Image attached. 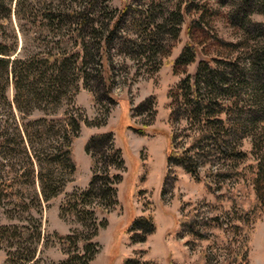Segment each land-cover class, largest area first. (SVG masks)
<instances>
[{"label":"rangeland","instance_id":"rangeland-1","mask_svg":"<svg viewBox=\"0 0 264 264\" xmlns=\"http://www.w3.org/2000/svg\"><path fill=\"white\" fill-rule=\"evenodd\" d=\"M241 1H94L92 15L96 27L101 25L100 46L93 63L87 64L84 85L55 108L33 109L28 115L35 119L48 113L45 117L56 118L78 111L92 124L81 123L72 139L75 167L70 175H62L57 194L41 199L35 181L37 198L30 188L22 195L2 198L0 264H69L64 263L66 256H82L80 242L88 237L97 244L88 264H127L123 262L126 257L131 259L128 264H235L240 260L264 264V181L255 185L261 158L264 169V149L252 144V139L264 135V89L255 98L250 93L252 82L258 86L262 77L248 69L242 78L245 83L231 97L225 94V85L239 80L217 61L232 58L241 63L247 57L245 44L264 38V26H255L264 24V15L258 12L245 18L249 35L240 28L236 9ZM123 4L129 7L128 17L104 42L102 24L108 29ZM177 10L181 21L172 37L176 25L171 15ZM140 12L162 25L155 34V52L137 37L135 15ZM12 25L16 47L11 57L50 47L68 49L72 41L56 36L51 42L36 24L25 23L23 32L14 19ZM186 42L193 46L192 61L174 63ZM205 60L221 77L214 91L207 93L215 103L207 110L208 121L188 114L182 97L185 91L177 86ZM218 80L224 82L220 87ZM11 96L9 86L6 97L11 100ZM107 131L120 150L123 167L115 184L117 203L106 209L94 198L93 204L98 205L89 208L94 211V222H103L92 235L90 217L72 212V194L89 181L90 158L83 150L86 140ZM218 144L225 147L224 152ZM169 150L189 157L196 177L188 172L186 160H167ZM133 217L142 221L129 229ZM148 223L150 232H146ZM82 263L84 259L73 264Z\"/></svg>","mask_w":264,"mask_h":264},{"label":"trees","instance_id":"trees-1","mask_svg":"<svg viewBox=\"0 0 264 264\" xmlns=\"http://www.w3.org/2000/svg\"><path fill=\"white\" fill-rule=\"evenodd\" d=\"M94 1L67 0V2L52 4L50 0H0V202L2 198L17 193L22 195L27 188L34 190L35 181L41 199L47 200L57 194L62 187V175H70L74 170L72 139L77 135L81 123L84 125L92 123L87 122L78 111L71 114L63 113L62 117L56 118L45 117L48 113L35 119H28V115L33 109L46 111L55 108L63 98H70L78 90L79 85L87 79V64L93 63L100 46L97 40L101 25L96 27L97 21L92 15ZM250 1L249 4L244 0L241 1L239 9H236L240 12L238 15L240 17H236V21L247 35L249 31H245V27L249 21L245 18L250 12L264 15V0ZM128 9V5L123 4L108 29L106 24H102L106 30L104 42L110 40L118 24L128 17ZM136 18L139 26L137 37L145 42L148 50L155 52V34L162 25L160 26L150 15H144L143 12L136 14ZM13 19L21 32L24 31L21 28L25 26V23L36 24L37 30L46 33L45 37H48L51 42L56 36H68L69 40L72 39L69 48L50 47L45 51H26L23 55L16 54L11 57L16 47ZM171 20L176 25L172 27V37H175L181 21L179 10L172 13ZM260 25L264 26L263 23L255 26ZM258 32L261 31L258 30ZM244 40L248 42L249 39ZM251 40H254V43L253 45L245 44L244 51L247 52V57L241 63L232 58L226 61L217 59L219 63L226 65L232 75L239 80L231 83L228 81L232 79L227 81L224 89L226 95L233 97L237 93L235 90L242 82L245 83L242 78L248 69L255 70L262 77V82L258 86L254 81L252 82L251 96L255 98L256 93L264 89L262 87L264 38L260 41H256L255 38ZM192 57L193 46L186 42L174 63L187 64L192 61ZM209 63L210 60L199 62L194 73L177 84L179 89L183 88L185 91L182 94L183 103L188 114L195 120L198 117L208 121L207 110L215 104L208 98L207 93L211 89L214 91V83L221 77L216 75ZM218 83L219 87L224 84L219 80ZM9 86L12 88L11 100L6 97ZM207 89H209L208 92ZM109 100L112 101L111 98ZM14 112L18 116H15ZM263 139V134L258 135L257 139H252L253 147L264 149ZM218 145L221 148L220 151L224 152L225 147ZM83 150L90 158V177L84 189L72 194L74 203L71 209L74 214L82 212L90 217V226L94 235L103 222L95 223L92 218L94 211L89 208H93L94 204L98 205V202L93 204L94 198L102 201L106 209L117 203L115 184L120 179L123 160L120 150L113 145L109 131L92 134L86 140ZM165 158L176 162L186 160L188 172L196 177L195 166L189 157L169 150ZM259 160L256 165L255 185L264 181L262 158ZM33 196L37 198L35 190ZM76 204L79 205L77 210H75ZM60 210L62 212L64 208L61 206ZM140 221L142 219L133 217L129 223V229L136 228ZM151 229L148 223L146 232H150ZM80 250L82 256L68 254L64 263H79L81 259H84L82 264H88L97 250V244L88 237L80 242ZM27 260L25 258V261ZM123 262L127 264L131 262L130 257H126ZM235 264H245V261H236Z\"/></svg>","mask_w":264,"mask_h":264}]
</instances>
